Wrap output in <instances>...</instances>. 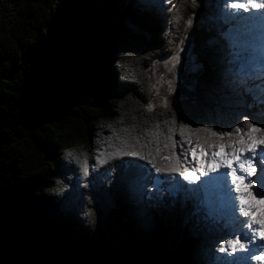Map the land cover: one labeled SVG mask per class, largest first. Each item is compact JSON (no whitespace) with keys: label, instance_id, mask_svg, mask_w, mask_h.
Listing matches in <instances>:
<instances>
[{"label":"trees","instance_id":"obj_1","mask_svg":"<svg viewBox=\"0 0 264 264\" xmlns=\"http://www.w3.org/2000/svg\"><path fill=\"white\" fill-rule=\"evenodd\" d=\"M206 11L204 0H0V264H205L218 236L189 219L191 202L157 197L146 160L107 153L127 141L159 167L173 153L184 166L207 134L181 137V123L233 136L245 116L264 118L225 87L206 46L223 22ZM187 36L203 71L148 111L147 69Z\"/></svg>","mask_w":264,"mask_h":264},{"label":"snow or ice","instance_id":"obj_2","mask_svg":"<svg viewBox=\"0 0 264 264\" xmlns=\"http://www.w3.org/2000/svg\"><path fill=\"white\" fill-rule=\"evenodd\" d=\"M144 2L150 3L151 0ZM214 18L223 22L217 43L222 54L225 87L236 94L240 103H247L249 108L260 105L264 113V0H216ZM175 19L179 21V14ZM190 23V19L185 20L186 26ZM173 60H177V56L174 55ZM257 80L260 85L253 83ZM249 99L251 103H248ZM163 106L167 107V101ZM146 107L152 111L153 104L149 102ZM171 123H176L175 116ZM259 124H264V118L250 121L245 116L242 125L234 129L239 134L243 128V134L229 141L227 148L230 151H225L224 144L214 145L210 138L219 139L232 133H218L210 127L192 129L181 123V137L185 130L207 134L206 138L197 136V142L191 148L190 155L195 160V167L191 170L184 167L174 153L161 156L168 163L159 167L155 157L135 150L127 141H122V146H117L107 156L109 159L132 157L146 160L157 174L164 173L173 178L167 189L169 196L182 195L185 202L190 201L189 219L200 227L211 225L218 236L205 251V264H242L245 260L264 264V127ZM172 132L173 128L169 127L168 141L172 140ZM156 134H159L158 128ZM164 147L167 148L168 144ZM213 148L215 150L206 155V149ZM196 149H199L198 154ZM156 152L160 153L159 147ZM252 157L256 158V164ZM105 162L99 160L101 164ZM82 171L85 176L89 175L87 161ZM180 177L187 185L180 181ZM252 177L255 179H249ZM153 187L159 197L160 188L157 184ZM257 205L261 206V212L253 216Z\"/></svg>","mask_w":264,"mask_h":264},{"label":"rangeland","instance_id":"obj_3","mask_svg":"<svg viewBox=\"0 0 264 264\" xmlns=\"http://www.w3.org/2000/svg\"><path fill=\"white\" fill-rule=\"evenodd\" d=\"M204 4L207 5V11L202 13V16H210L208 10L215 8L216 9V0H204ZM199 19L196 22H199ZM210 38L206 42L207 48L212 49L213 51L219 54L218 61H217V68L220 71L221 76L223 77V64H222V54L220 52V44L217 43L219 39V32L216 31L214 28L212 29V25H209L207 28ZM193 39L191 36H187L184 42L177 48L176 52L174 53L177 56V60H173V56H165L159 57L153 61L150 67L147 69V74L150 81V88L153 94V98L151 103L154 107L162 106L164 101H167V105L175 104L179 99L183 96L181 93H185L186 91H190L192 86L195 84L197 76L203 71L202 65L196 58L193 49ZM256 85H260L261 82L259 80L253 82ZM171 89V90H170ZM255 111L260 114H264L261 112L260 105L253 106ZM239 134H234L230 137H222L218 144L225 145V151H230L227 148V144L229 141H234ZM195 145V144H194ZM191 145L188 157H186V162L184 163V167H188L190 170L195 167V160L190 155L191 148L194 146ZM215 150V148L211 150H206V155H210L211 151ZM197 154L199 153V149H196ZM180 181L187 185L186 181L182 180V177L179 178ZM252 179V178H251ZM173 183V178L165 177L160 178L159 176L155 177L153 180V185L157 184L160 188L161 194L166 192L168 198L178 199V201L183 205L184 199L182 195H177L175 197L169 196L168 194V187ZM152 185L153 192L156 193V188ZM261 208L260 205L256 206V209ZM256 210L253 212V216H255ZM187 215V214H185ZM190 216V215H189ZM242 264H262V262L257 261H242Z\"/></svg>","mask_w":264,"mask_h":264},{"label":"bare ground","instance_id":"obj_4","mask_svg":"<svg viewBox=\"0 0 264 264\" xmlns=\"http://www.w3.org/2000/svg\"><path fill=\"white\" fill-rule=\"evenodd\" d=\"M244 155H245V156H248L247 153H245ZM252 160H253V163L256 164V158H255V157H252ZM257 166H258V165H257ZM252 178H254V177H252ZM249 179H251V178H249ZM256 211H257V212H256V216H257V215L260 214V212H261V208H259V209L257 208Z\"/></svg>","mask_w":264,"mask_h":264}]
</instances>
